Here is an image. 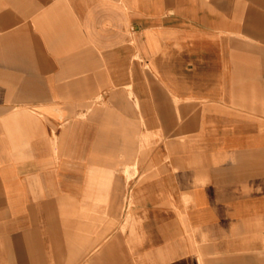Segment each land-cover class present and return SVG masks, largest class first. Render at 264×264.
<instances>
[{
  "label": "crops",
  "instance_id": "1",
  "mask_svg": "<svg viewBox=\"0 0 264 264\" xmlns=\"http://www.w3.org/2000/svg\"><path fill=\"white\" fill-rule=\"evenodd\" d=\"M0 264H264V0H0Z\"/></svg>",
  "mask_w": 264,
  "mask_h": 264
},
{
  "label": "rangeland",
  "instance_id": "2",
  "mask_svg": "<svg viewBox=\"0 0 264 264\" xmlns=\"http://www.w3.org/2000/svg\"><path fill=\"white\" fill-rule=\"evenodd\" d=\"M127 219V218H126Z\"/></svg>",
  "mask_w": 264,
  "mask_h": 264
}]
</instances>
